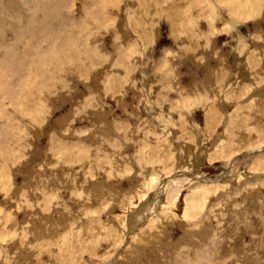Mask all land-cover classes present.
Instances as JSON below:
<instances>
[{
    "label": "rangeland",
    "instance_id": "374dc122",
    "mask_svg": "<svg viewBox=\"0 0 264 264\" xmlns=\"http://www.w3.org/2000/svg\"><path fill=\"white\" fill-rule=\"evenodd\" d=\"M0 264H264V0H0Z\"/></svg>",
    "mask_w": 264,
    "mask_h": 264
},
{
    "label": "bare ground",
    "instance_id": "6f19581e",
    "mask_svg": "<svg viewBox=\"0 0 264 264\" xmlns=\"http://www.w3.org/2000/svg\"><path fill=\"white\" fill-rule=\"evenodd\" d=\"M53 1H54V0H53ZM58 3H59V1H58ZM52 5H53V4H52ZM55 5L57 6V4H54V6H55ZM52 9L55 10V8H52ZM52 9H51V10H52ZM53 10H52V11H53ZM174 10H175V9H174ZM53 12H54V11H53ZM56 13H57V15H59L57 11H56ZM169 13H170V12H169ZM53 14H54V13H53ZM83 15H84V14H83ZM173 15H175V14H173ZM59 17H60V16H59ZM58 22H59V21H58ZM59 24H60V23H59ZM48 25H49V24H48ZM57 26H58V25H56L55 27L57 28ZM55 27H53L52 24H50L49 33H51V35L53 34V31L55 30ZM235 32H236V31H235ZM235 36H236V38H238V33H237V32L235 33ZM11 51L14 52V51H17V50H15V49H11Z\"/></svg>",
    "mask_w": 264,
    "mask_h": 264
}]
</instances>
